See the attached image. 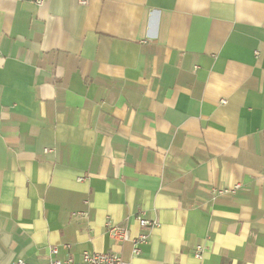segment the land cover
Segmentation results:
<instances>
[{"label": "crops", "instance_id": "1", "mask_svg": "<svg viewBox=\"0 0 264 264\" xmlns=\"http://www.w3.org/2000/svg\"><path fill=\"white\" fill-rule=\"evenodd\" d=\"M53 247L264 264V0H0V264Z\"/></svg>", "mask_w": 264, "mask_h": 264}, {"label": "built area", "instance_id": "2", "mask_svg": "<svg viewBox=\"0 0 264 264\" xmlns=\"http://www.w3.org/2000/svg\"><path fill=\"white\" fill-rule=\"evenodd\" d=\"M45 0H34V3L37 6L42 5ZM80 4H86L87 0H79ZM81 181V179H79ZM238 188V186H234L228 189H219L215 190L214 193L217 195H228L233 194L234 191ZM82 215V214H80ZM139 228L141 229V233L137 236L132 237L130 231L126 227H121L117 225L106 224V231L109 238L115 243H124L130 242L132 243V254L134 256L138 255L140 252L139 246L142 244H146L149 241L148 231L156 226V223L151 222L149 220L143 219L141 217H137L136 219ZM203 253V248L198 246L194 251V258L196 260H201ZM51 258L47 261L46 264H130L128 262L123 261L119 255L109 252V253H93L88 254L84 253L81 257L79 263H75L71 259L59 260L56 258L57 248L53 247L50 249ZM13 264H27L22 260H17ZM180 264V263H174Z\"/></svg>", "mask_w": 264, "mask_h": 264}]
</instances>
